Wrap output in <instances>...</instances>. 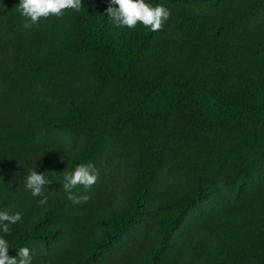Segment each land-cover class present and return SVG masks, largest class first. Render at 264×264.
I'll use <instances>...</instances> for the list:
<instances>
[{
  "label": "trees",
  "instance_id": "16d2710c",
  "mask_svg": "<svg viewBox=\"0 0 264 264\" xmlns=\"http://www.w3.org/2000/svg\"><path fill=\"white\" fill-rule=\"evenodd\" d=\"M0 0L2 236L32 264H264V0H146L163 30L117 27L109 0L25 28ZM115 6V5H114ZM98 172L73 203L64 171ZM32 170L52 181L25 188Z\"/></svg>",
  "mask_w": 264,
  "mask_h": 264
},
{
  "label": "clouds",
  "instance_id": "9594fccd",
  "mask_svg": "<svg viewBox=\"0 0 264 264\" xmlns=\"http://www.w3.org/2000/svg\"><path fill=\"white\" fill-rule=\"evenodd\" d=\"M115 5V6H114ZM83 7L82 0H20L18 8L21 15L25 17V28L38 25L41 19L50 16L60 18L67 10L79 12ZM106 14L117 27H127L135 29L139 23L145 27H150L152 31L163 30V25L170 19V10L163 5L152 6L146 0H109ZM63 189L68 193V199L73 203L87 202L88 195L76 196L73 189L83 187L86 191L96 183L98 172L91 163L79 164L74 171H64L62 173ZM52 181L44 173L32 170L27 176L25 188L33 196L43 197L41 204L47 202L44 194L46 186H50ZM22 219L21 214H9L7 211H0V229L4 234H10L9 225L16 224ZM18 259L9 255V244L0 236V264H32V253L28 247H21L18 250Z\"/></svg>",
  "mask_w": 264,
  "mask_h": 264
}]
</instances>
